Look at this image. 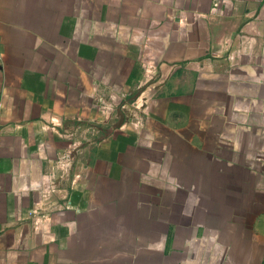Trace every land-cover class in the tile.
Listing matches in <instances>:
<instances>
[{"label": "crops", "instance_id": "0c3cea01", "mask_svg": "<svg viewBox=\"0 0 264 264\" xmlns=\"http://www.w3.org/2000/svg\"><path fill=\"white\" fill-rule=\"evenodd\" d=\"M0 264H264V0H0Z\"/></svg>", "mask_w": 264, "mask_h": 264}, {"label": "built area", "instance_id": "2783aa9c", "mask_svg": "<svg viewBox=\"0 0 264 264\" xmlns=\"http://www.w3.org/2000/svg\"><path fill=\"white\" fill-rule=\"evenodd\" d=\"M69 159H70L69 154H66V155H63V157H61L59 159V161L62 162V163H65V162H68ZM52 178L53 179H52V181L50 183L49 188L44 190L43 197H44V199H46V201L51 200L52 196L56 193V189H57V183H56V180H55L56 178H55V176H53Z\"/></svg>", "mask_w": 264, "mask_h": 264}, {"label": "rangeland", "instance_id": "374dc122", "mask_svg": "<svg viewBox=\"0 0 264 264\" xmlns=\"http://www.w3.org/2000/svg\"><path fill=\"white\" fill-rule=\"evenodd\" d=\"M131 98H132V99L135 98V95H132ZM100 127H101V126H100ZM102 128H103V127H102ZM104 131H107V128H103V129H101L100 134H98V136L104 134V133H105ZM57 165H60V166H57ZM61 165H62V162H59V164H58V163L56 164V168L59 169V171H60L59 174H56V175H55L56 183L59 182L58 179H62V177L60 178V175H62V173H63V170H61L62 167H63V165H62V166H61ZM56 173H57V172H56ZM57 184H58V183H57Z\"/></svg>", "mask_w": 264, "mask_h": 264}]
</instances>
